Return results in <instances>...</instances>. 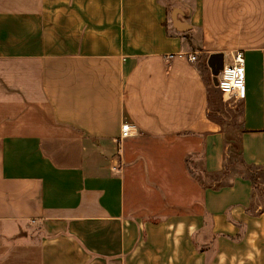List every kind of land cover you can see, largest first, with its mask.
<instances>
[{"label": "crops", "instance_id": "0c3cea01", "mask_svg": "<svg viewBox=\"0 0 264 264\" xmlns=\"http://www.w3.org/2000/svg\"><path fill=\"white\" fill-rule=\"evenodd\" d=\"M236 52L242 100L212 76ZM230 96L264 167V0H0V264H264Z\"/></svg>", "mask_w": 264, "mask_h": 264}, {"label": "rangeland", "instance_id": "374dc122", "mask_svg": "<svg viewBox=\"0 0 264 264\" xmlns=\"http://www.w3.org/2000/svg\"><path fill=\"white\" fill-rule=\"evenodd\" d=\"M172 12V8L169 9V14H171ZM213 67V66H212ZM219 68V67H218ZM213 67L212 70V76H213V80L215 81L217 79V77H215L213 74L214 72L218 69ZM221 103L223 104H227L225 106L221 107V110H224L226 108H230L232 102L234 103L233 106H236V112H235V116H233V121L234 123L232 124V127L230 129L232 130H227V138L233 139L234 144L230 145L229 149H230V154L226 155V159L227 160H223L224 164H228V160H233V166H234V173L235 174H239L240 172L242 174H244V176H246V179H250L251 181L254 182V177L256 178L257 181V188L259 189V193H258V197L256 199H254V206L256 205H260L262 208H264V198L262 197V191L260 188V183H264V180H262L264 178V167H256V166H247L242 160V154H240V148L238 147L239 145H237L235 143V140L238 139L241 135H242V129L241 128H236V126H238L239 123V118H240V107L238 106V102H235V100L232 98V96H230V98L228 99V101L225 100H220ZM214 110L216 109V105L212 107ZM219 108V107H218ZM218 110V109H216ZM230 125V124H229ZM234 127V128H233ZM231 155V157H230ZM195 164H198V162H195ZM262 168V169H261ZM262 170V171H261ZM260 171V172H259ZM252 176V177H249ZM257 175H260V179H257ZM217 177L215 178L217 181L221 182V184L223 186H226L227 184H230L231 181L229 180V178L227 176H225L224 178L219 177V174L216 175ZM193 178L195 179V175H193ZM196 181V180H195ZM253 182L250 183V186L252 188H250L249 190H251L253 193L256 192V189L253 188V186L255 185ZM259 183V184H258ZM232 187L231 189H235L236 192L235 193H227L225 198L228 202L231 201H238L241 198H245L249 195V191H247L248 188V184L247 183H242L241 181H235L231 183ZM256 186V185H255ZM234 190V191H235ZM137 196H141V193L138 192V189L135 187L133 192H130L127 196H128V200L131 201L132 198ZM141 199H136L134 200L135 202H139Z\"/></svg>", "mask_w": 264, "mask_h": 264}, {"label": "built area", "instance_id": "2783aa9c", "mask_svg": "<svg viewBox=\"0 0 264 264\" xmlns=\"http://www.w3.org/2000/svg\"><path fill=\"white\" fill-rule=\"evenodd\" d=\"M194 60V57H190L191 62ZM216 87L223 94L234 95L240 100L245 98V66L244 56L241 52H236V54L233 56L232 64L225 65L219 72L216 79ZM133 128L134 126L124 123L121 129L122 139L130 137L132 135L131 132Z\"/></svg>", "mask_w": 264, "mask_h": 264}, {"label": "water", "instance_id": "95a60500", "mask_svg": "<svg viewBox=\"0 0 264 264\" xmlns=\"http://www.w3.org/2000/svg\"><path fill=\"white\" fill-rule=\"evenodd\" d=\"M222 68H223V65L221 64L220 67L214 72L213 75H214L215 77H217L218 74H219V72H220V70H221ZM215 81H216V80H215Z\"/></svg>", "mask_w": 264, "mask_h": 264}]
</instances>
